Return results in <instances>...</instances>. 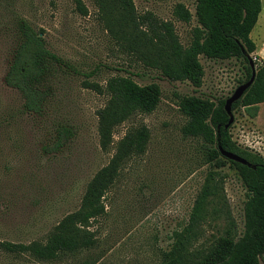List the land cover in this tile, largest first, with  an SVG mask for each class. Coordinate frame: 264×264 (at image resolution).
Listing matches in <instances>:
<instances>
[{
  "label": "rangeland",
  "instance_id": "obj_1",
  "mask_svg": "<svg viewBox=\"0 0 264 264\" xmlns=\"http://www.w3.org/2000/svg\"><path fill=\"white\" fill-rule=\"evenodd\" d=\"M130 1L136 15L150 13L169 22L180 45H188L197 26L193 0ZM80 2L86 15L77 12L74 0H0V243L43 242L65 215L79 208L87 183L108 163L115 142L126 129L146 127L148 141L143 154L123 163L105 192L103 213L87 228L93 247L52 261H36L26 253L0 247V264H161L177 240L175 234L187 242L188 253L198 254L224 227L220 216L208 215L193 226L189 222L209 171L221 177L226 208L240 234L245 189L232 168L226 165L217 170L203 164L199 141L182 137L185 118L177 101L188 95L230 96L243 79V63L199 56L203 75L198 88L188 82H169L118 46L99 21L91 0ZM178 3L191 14L187 23L172 15ZM16 18L24 19L51 52L77 71L57 78L39 115L24 112L19 93L4 83L17 44ZM114 75L129 76L138 85L155 83L160 98L151 113L135 114L117 126L109 150L103 152L95 113L107 97L83 88L82 82L103 87ZM257 110L250 118L243 108L237 109L230 133L238 145L264 158V103ZM57 125L70 127L73 137L59 151L46 153Z\"/></svg>",
  "mask_w": 264,
  "mask_h": 264
},
{
  "label": "trees",
  "instance_id": "obj_2",
  "mask_svg": "<svg viewBox=\"0 0 264 264\" xmlns=\"http://www.w3.org/2000/svg\"><path fill=\"white\" fill-rule=\"evenodd\" d=\"M91 1L99 21L112 33L118 46L169 82H188L198 88L203 75L198 57L202 56L209 60L242 62L243 79L238 83L241 85L250 78L251 63L254 70L252 83L231 104L230 113L232 121L239 108H243L250 118L256 116L257 105L264 102V64L258 65L251 60L255 46L249 34L260 12V0H193L197 26L192 29L186 47L180 45L169 22L159 21L150 13L136 15L130 0ZM74 4L77 12L86 15L80 0H74ZM172 15L184 23L191 18L189 11L179 3L174 5ZM13 28L17 44L4 83L19 93L24 112L39 115L57 78L75 75L77 71L69 61L51 52L39 33L24 19L16 18ZM82 86L107 97L95 113L98 145L103 152L109 150L117 126L135 114L151 113L160 98L157 84L138 85L129 76H111L103 87L88 81H83ZM226 98L182 96L177 101V109L185 118L180 133L182 137L199 141L203 164L217 170L228 165L245 189L242 230L240 234L236 233L227 211L221 177L217 172L209 171L194 200L189 222L193 226L208 215L220 216L224 220L222 232L198 254L188 253L187 242L175 234L177 240L163 255L161 264L264 262V158L232 140V123L228 124L229 116L224 110ZM72 137L70 127L57 125L45 146L46 153L59 151ZM148 137L144 126L126 129L115 142L108 163L87 183L79 208L65 215L43 242L0 243V247L9 252L26 253L36 261H52L93 247L94 239L87 229L89 223L103 213L101 200L119 168L129 158L143 154ZM219 149L243 159L248 166L222 157Z\"/></svg>",
  "mask_w": 264,
  "mask_h": 264
},
{
  "label": "crops",
  "instance_id": "obj_3",
  "mask_svg": "<svg viewBox=\"0 0 264 264\" xmlns=\"http://www.w3.org/2000/svg\"><path fill=\"white\" fill-rule=\"evenodd\" d=\"M249 38L255 46V50L251 54V57L253 56V58L257 59L258 65L264 64V0H260V12L257 16L255 25L249 34ZM260 104L257 105V108H259Z\"/></svg>",
  "mask_w": 264,
  "mask_h": 264
},
{
  "label": "water",
  "instance_id": "obj_4",
  "mask_svg": "<svg viewBox=\"0 0 264 264\" xmlns=\"http://www.w3.org/2000/svg\"><path fill=\"white\" fill-rule=\"evenodd\" d=\"M250 66H251L252 71H251V75H250L249 80L246 83L237 86L234 89V91L232 92V94L230 96H228L226 98V100L224 101V110H225L226 114L229 116L228 124L232 123V117H231V113H230L231 104L234 101H236L237 99H239L241 97V95L243 94V92L245 91V89H247V87L252 83V80L254 77V70H253V66L251 63H250ZM219 153L222 157H224L230 161L248 166V164H246V162L243 159H241V158H239V157H237L231 153L224 152L220 149H219Z\"/></svg>",
  "mask_w": 264,
  "mask_h": 264
},
{
  "label": "built area",
  "instance_id": "obj_5",
  "mask_svg": "<svg viewBox=\"0 0 264 264\" xmlns=\"http://www.w3.org/2000/svg\"><path fill=\"white\" fill-rule=\"evenodd\" d=\"M252 61H255L256 63L258 62L255 58H253ZM244 148H246V149H248V150H251L250 147H248V146H246V147L244 146ZM251 151H252V150H251Z\"/></svg>",
  "mask_w": 264,
  "mask_h": 264
}]
</instances>
